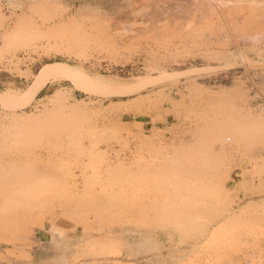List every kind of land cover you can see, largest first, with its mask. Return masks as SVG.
Instances as JSON below:
<instances>
[{
    "label": "rangeland",
    "instance_id": "1",
    "mask_svg": "<svg viewBox=\"0 0 264 264\" xmlns=\"http://www.w3.org/2000/svg\"><path fill=\"white\" fill-rule=\"evenodd\" d=\"M128 2L0 0V264H264V0Z\"/></svg>",
    "mask_w": 264,
    "mask_h": 264
},
{
    "label": "crops",
    "instance_id": "2",
    "mask_svg": "<svg viewBox=\"0 0 264 264\" xmlns=\"http://www.w3.org/2000/svg\"><path fill=\"white\" fill-rule=\"evenodd\" d=\"M121 3V7H127L129 0H117ZM47 63H39L36 68H33L32 74L35 73ZM45 69V68H44ZM43 69V70H44ZM70 229L67 230H48V231H36L34 235V242L29 250V259L22 264H71L72 258L75 253L76 244L74 239L76 235L70 233ZM118 240L125 243L127 240L133 238L134 240H142V234L135 233L134 235L127 234L125 230L121 231L117 235ZM6 251V249H2ZM125 263L123 261H114ZM2 264V263H1ZM4 264H13L6 263Z\"/></svg>",
    "mask_w": 264,
    "mask_h": 264
},
{
    "label": "bare ground",
    "instance_id": "3",
    "mask_svg": "<svg viewBox=\"0 0 264 264\" xmlns=\"http://www.w3.org/2000/svg\"><path fill=\"white\" fill-rule=\"evenodd\" d=\"M217 4L221 9H226L227 6L225 2H228L229 0H216ZM200 4V3H199ZM203 15V12L200 13V16ZM263 21V20H262ZM262 23V22H261ZM201 25V24H200ZM264 25V24H263ZM206 26L195 28L196 31L204 32L205 34H209V32H213V30L205 28ZM262 29V28H261ZM17 30L20 31L21 27H17ZM253 31L249 32L251 34V37ZM255 35H261L264 33V30H256ZM57 79H69L74 81H79L86 83L88 85H91L92 82H90L89 76H87L84 72L75 69L74 67L70 66L69 64L62 63V62H54L48 64L45 69L41 72V74L36 79V82L34 85L30 87L27 94V100H32L35 98V96L38 94V92L45 86V84L50 80H57ZM92 86V85H91Z\"/></svg>",
    "mask_w": 264,
    "mask_h": 264
},
{
    "label": "built area",
    "instance_id": "4",
    "mask_svg": "<svg viewBox=\"0 0 264 264\" xmlns=\"http://www.w3.org/2000/svg\"><path fill=\"white\" fill-rule=\"evenodd\" d=\"M261 99H262V98H261ZM262 102H264V98H263Z\"/></svg>",
    "mask_w": 264,
    "mask_h": 264
}]
</instances>
